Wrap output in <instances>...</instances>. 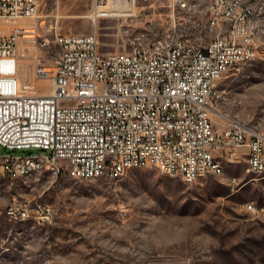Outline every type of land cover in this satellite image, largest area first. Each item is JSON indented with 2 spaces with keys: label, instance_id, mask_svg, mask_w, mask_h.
<instances>
[{
  "label": "rangeland",
  "instance_id": "1",
  "mask_svg": "<svg viewBox=\"0 0 264 264\" xmlns=\"http://www.w3.org/2000/svg\"><path fill=\"white\" fill-rule=\"evenodd\" d=\"M120 1L125 16L94 19L93 0H39L34 19H0V35L19 38L17 56L0 60V72L13 64L25 80L35 68L52 71L55 33L96 32L102 54L130 53L167 33L202 45L214 37L211 0ZM239 3L253 12L258 57L217 82L212 120L220 131L239 123L264 133V0ZM44 39L50 43L42 48ZM36 81L40 93L51 91L52 78ZM245 152L234 162L221 159L220 176L192 184L156 168L93 181L49 171L27 180L0 176V264H264V179L246 171ZM25 153L0 147V155ZM13 201L49 206L52 218L12 220L6 210Z\"/></svg>",
  "mask_w": 264,
  "mask_h": 264
},
{
  "label": "built area",
  "instance_id": "2",
  "mask_svg": "<svg viewBox=\"0 0 264 264\" xmlns=\"http://www.w3.org/2000/svg\"><path fill=\"white\" fill-rule=\"evenodd\" d=\"M108 1L93 0L95 11ZM39 6V0H0V19H34ZM206 12L214 37L205 45L167 33L130 53L102 54L96 32L55 33L60 51L52 71L35 68L25 80L13 64L0 72V147L26 152L0 155V176L17 180L49 171L93 181L156 168L192 184L220 176L221 159L234 162L244 148L246 171L264 177V133L239 123L220 131L212 120L217 82L257 59V37L239 4L211 0ZM18 41L14 32L0 35V60L13 61ZM47 78L52 89L40 93L36 79ZM6 214L46 223L52 209L13 201Z\"/></svg>",
  "mask_w": 264,
  "mask_h": 264
},
{
  "label": "bare ground",
  "instance_id": "3",
  "mask_svg": "<svg viewBox=\"0 0 264 264\" xmlns=\"http://www.w3.org/2000/svg\"><path fill=\"white\" fill-rule=\"evenodd\" d=\"M124 0H122V2H123ZM133 1L134 0H130V7L133 5ZM226 1H228V2H234V4H239L240 5V7H242V5L239 3V0H226ZM120 0H109L108 1V4H109V6H110V4H112L111 5V7H109V9H107L106 7L107 6H105V7H103V8H106V9H103V8H98V9H96V11H95V13H94V15H93V18L94 19H97V18H99V17H105V16H112V17H118V16H125L126 14L123 12L124 10H123V8H122V10L121 11H118L116 8L118 7V5L120 4ZM127 5V4H126ZM123 6H125V5H123ZM122 6V7H123ZM111 8V9H110ZM126 8V7H125ZM243 8V7H242ZM132 9H133V7H132ZM245 9V18H246V27L248 28V30H250V33H252V34H255V36H256V31H255V27H254V25H253V12L251 11V10H249V9H247V8H244ZM128 11V10H127ZM127 13V12H126ZM251 61H254V60H245V64L246 63H248V62H251ZM216 90L217 89H214V92H213V95H212V103H213V101H214V98H215V96H216ZM162 172H163V170L162 169H160ZM251 174H253V175H256L257 177H259V178H262V179H264V177H260V173L259 172H250ZM33 176V173H24V175H23V178H20V179H22V180H27V179H29L30 177H32ZM169 176V175H168ZM171 177H174V176H171ZM115 179H118V178H115ZM29 217H20V218H18L19 220H21V221H24V220H27ZM18 220V221H19Z\"/></svg>",
  "mask_w": 264,
  "mask_h": 264
},
{
  "label": "crops",
  "instance_id": "4",
  "mask_svg": "<svg viewBox=\"0 0 264 264\" xmlns=\"http://www.w3.org/2000/svg\"><path fill=\"white\" fill-rule=\"evenodd\" d=\"M38 81L35 82V86H37ZM38 87V86H37Z\"/></svg>",
  "mask_w": 264,
  "mask_h": 264
}]
</instances>
